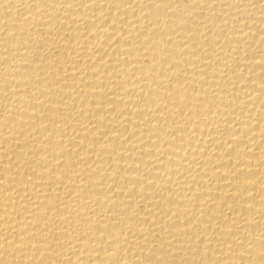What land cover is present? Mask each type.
<instances>
[{"label": "bare ground", "instance_id": "bare-ground-1", "mask_svg": "<svg viewBox=\"0 0 264 264\" xmlns=\"http://www.w3.org/2000/svg\"><path fill=\"white\" fill-rule=\"evenodd\" d=\"M0 264H264V0H0Z\"/></svg>", "mask_w": 264, "mask_h": 264}]
</instances>
